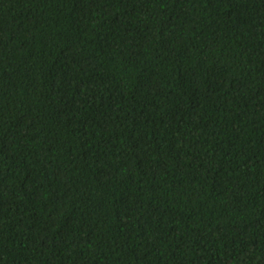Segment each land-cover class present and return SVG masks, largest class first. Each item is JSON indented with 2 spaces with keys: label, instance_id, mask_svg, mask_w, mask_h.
Listing matches in <instances>:
<instances>
[{
  "label": "trees",
  "instance_id": "16d2710c",
  "mask_svg": "<svg viewBox=\"0 0 264 264\" xmlns=\"http://www.w3.org/2000/svg\"><path fill=\"white\" fill-rule=\"evenodd\" d=\"M0 264H264V0H0Z\"/></svg>",
  "mask_w": 264,
  "mask_h": 264
}]
</instances>
